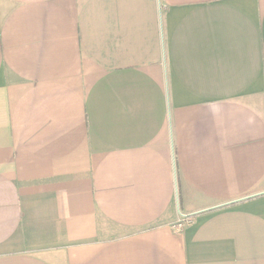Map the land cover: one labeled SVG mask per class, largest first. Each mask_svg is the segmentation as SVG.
<instances>
[{"label": "crops", "instance_id": "0c3cea01", "mask_svg": "<svg viewBox=\"0 0 264 264\" xmlns=\"http://www.w3.org/2000/svg\"><path fill=\"white\" fill-rule=\"evenodd\" d=\"M0 264H264V0H0Z\"/></svg>", "mask_w": 264, "mask_h": 264}, {"label": "built area", "instance_id": "2783aa9c", "mask_svg": "<svg viewBox=\"0 0 264 264\" xmlns=\"http://www.w3.org/2000/svg\"><path fill=\"white\" fill-rule=\"evenodd\" d=\"M188 222V218H180L178 222L175 224L176 227H183Z\"/></svg>", "mask_w": 264, "mask_h": 264}]
</instances>
